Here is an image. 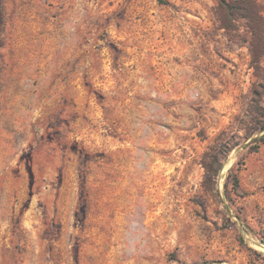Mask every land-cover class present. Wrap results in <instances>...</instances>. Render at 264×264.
I'll list each match as a JSON object with an SVG mask.
<instances>
[{
	"label": "rangeland",
	"instance_id": "1",
	"mask_svg": "<svg viewBox=\"0 0 264 264\" xmlns=\"http://www.w3.org/2000/svg\"><path fill=\"white\" fill-rule=\"evenodd\" d=\"M263 125L264 0H0V264H264Z\"/></svg>",
	"mask_w": 264,
	"mask_h": 264
},
{
	"label": "trees",
	"instance_id": "2",
	"mask_svg": "<svg viewBox=\"0 0 264 264\" xmlns=\"http://www.w3.org/2000/svg\"><path fill=\"white\" fill-rule=\"evenodd\" d=\"M219 2H220V6H223L224 5V0H219ZM253 4L251 3V6H252ZM245 10V9H248V7H245V6H238V10ZM249 10L251 11V7H249ZM247 15H249V14H246V16ZM259 129H264V125L263 126H261ZM258 140H261V141H264V134L258 139Z\"/></svg>",
	"mask_w": 264,
	"mask_h": 264
}]
</instances>
